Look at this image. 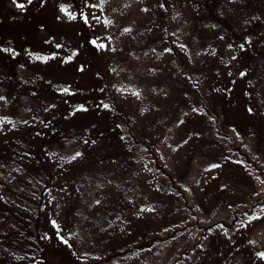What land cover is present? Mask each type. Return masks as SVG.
Segmentation results:
<instances>
[{"label":"rangeland","instance_id":"1","mask_svg":"<svg viewBox=\"0 0 264 264\" xmlns=\"http://www.w3.org/2000/svg\"><path fill=\"white\" fill-rule=\"evenodd\" d=\"M241 1L81 0L95 60L103 67L115 100L125 112L120 125L124 138H108L97 124L87 127L98 129L106 136L104 140L89 137L81 148L69 142L59 145L65 154L66 150L73 152L78 165L87 163L81 176L74 173L79 184L73 182L71 190L78 197L73 220L86 225V237L81 239L73 225L69 232L64 231L63 196L69 199L65 194L56 202V218L51 215L57 243L75 254L81 264H264V100L251 89L245 106L225 104L231 102L234 92L228 89L221 97L215 88L211 94L218 101L214 112L218 123L211 122L197 103L189 77L181 72L182 64L170 50L164 28L168 4L171 13L175 10L174 23L178 24L177 31L173 24V34L192 40L194 52L200 50V36H211L209 44L214 49L197 58L202 63L201 81L206 82L215 69L214 62L227 69L245 63L244 57L239 62L236 49L240 48L234 45L229 35L232 32L224 35L221 31L239 26L238 17L244 15ZM8 4L22 14L39 13L38 20L46 19V23L22 26L13 18L4 21L0 3V131L13 125L14 107L32 117L37 96L57 99L54 103L59 105L75 97L73 104L105 112L101 101L97 106L92 82L73 65L65 69L59 64L62 59L51 52L60 44L78 45L76 40L74 46L69 42L72 34L61 36L59 24L61 19L75 22L73 2L13 0ZM249 18L247 15L237 28L247 41ZM47 22L53 24L47 25L48 31ZM17 30L35 39L37 54L31 56L28 67L19 62L24 57L21 54V59L14 58L12 38L18 37ZM172 38L181 44L180 38ZM226 40L231 58L208 61L209 57H219L218 45ZM46 57L55 58L50 71H44L47 80L38 77L31 82L29 74L42 66ZM253 64V73L264 70L256 59ZM17 75L22 81L26 77L23 84L15 83ZM37 80L39 93L25 92L30 83L37 87ZM56 85L60 89H55ZM64 87L67 89L61 90ZM29 100L30 107L24 106ZM20 122L16 118V125ZM61 169L57 179L62 176ZM78 213H85V219ZM95 217L100 221L93 222ZM74 241L81 245L71 246Z\"/></svg>","mask_w":264,"mask_h":264},{"label":"trees","instance_id":"2","mask_svg":"<svg viewBox=\"0 0 264 264\" xmlns=\"http://www.w3.org/2000/svg\"><path fill=\"white\" fill-rule=\"evenodd\" d=\"M11 1L13 0H0L3 5L2 9L4 12L1 14L4 21L13 18L12 20L15 23L22 26H24L23 23H32L33 25L35 23L36 25L41 23L44 25L46 23V19L42 18L43 16L41 18L45 19L44 22L38 20L39 13L22 14L18 11V8L10 9L6 4ZM63 1L65 0H58L59 3ZM71 1L76 9L75 22L69 23L61 19L63 24L62 21L59 24H61V36L68 38L72 34V40H69V42H72V46H74L73 43L77 41L78 45L71 48L68 45L60 44V48L57 47L59 50L55 48L51 52H56L62 59V63L59 64H62L65 69L73 65L85 79L88 78V81L92 82L96 98L99 99L97 106H99L101 101L105 107L107 106L106 111L101 112V109L97 107L88 108L80 104H73L72 102L76 100L75 97L70 98L67 102L64 100L65 103L59 105L57 102L54 103L57 99H52L48 96H37L38 102L35 105L32 117H26L20 112L21 109L14 107L13 125L0 131V264H81L75 254L71 251H64L62 246L57 243L58 240L52 234L54 224L51 215L56 218V202L65 194L70 200L63 196L66 204L63 214V217L66 218L64 224L66 229L64 231L69 232L70 226L73 225L78 231V235L82 237L81 239L86 237L85 232H83L85 229L89 230L86 225H81V222L78 220L76 222V219L73 220L74 215H72V212L76 208L75 204L78 197L71 194V190L73 182L76 185L79 184L78 178L76 180L74 173L81 176L87 163L86 161L82 162L81 167L74 156H72L73 152L66 150L67 153L65 154L63 149L60 151L59 145L64 147L69 142L77 144L81 148L89 137L104 140L106 138L105 135H107L108 138L120 140V138L125 136L123 135L124 132H120L124 130L120 125L121 119H125V112L119 102L115 100L116 98L113 95L103 67L95 60L82 17L81 0ZM166 5L167 16L164 28L170 44V50L175 52L177 61L182 64V67L180 66V69L182 68L181 72L189 77V86L192 84L195 87L196 96L198 97L197 103L201 106L207 119L215 124L218 123V118L214 113L217 109L216 103L218 101L216 102L213 94H211V91L215 90V88L220 91L221 97L228 94L226 91L228 89L234 92L230 97L231 102L222 100V103L226 101L225 104L231 103L238 106L241 103L245 106L250 101L248 94L252 91L251 89L254 90V93L257 92L259 98L264 100V70L262 72L255 70L254 73L252 71V67H255L253 64L254 59L257 60L258 65L264 67V0H242L240 2L241 8L244 9V15L238 17L239 26L237 28L241 26L245 17L249 15V20L251 21L248 24L251 26L247 30L248 41L246 36L237 28L233 27L230 30L221 29L224 35L229 34V31L232 32L229 35H231L234 45L240 48L236 49L240 54L239 62L242 60L241 57H244L246 59L245 63L242 65L238 64L235 68L227 69L223 63L214 62L215 69L208 74L205 79L206 82L201 81L203 80V74H201L202 63L200 60L198 62L197 58L202 56L204 51L214 49L209 44L211 36L208 37L206 34L199 35L201 47L198 50L199 52H194L192 40H189L184 35L180 38L178 36L179 33L176 32L173 34V24L175 31H177L176 27L178 26V24L174 23L176 14L175 10L171 13L168 4ZM178 17L183 22L179 14ZM47 20H49V17H47ZM66 22L71 26L66 25ZM47 25L53 26L51 22H47L45 29L47 31ZM16 32L18 37L12 38L16 52L14 58L21 59L18 56L21 54L24 57L19 62L28 67V61L32 60V55L35 57V54H37L33 49L35 39L33 36H27L26 34L22 36V31L20 32V30ZM172 37L180 38L181 44L174 43L179 41H175ZM159 38L161 39V37ZM186 39L188 41L185 42ZM183 42L184 44H182ZM226 42L222 41L223 45H218L219 57L216 59L209 57L208 61H220L221 56L224 59L225 57L231 58L228 53V41L226 40ZM81 44H84L83 46L86 47V50L83 51L81 49ZM205 46L207 49H205ZM69 49L74 51L70 53L67 51ZM51 55L54 56L55 54L51 53ZM54 60L55 58L45 59L39 68L32 67L33 72L29 74L31 82H34L35 78L37 79L38 77L42 78V81H46L48 77L44 74V71H50L49 66ZM70 61L74 62L70 63ZM192 65L196 67L194 71L191 69ZM223 66L225 71H223ZM198 73L199 76L197 77ZM23 80L25 81L26 77H23ZM24 81L20 77L18 78V75L16 76V84L21 85ZM59 81L61 82V80ZM38 84L39 81L37 80V87L33 86L32 83L29 86L26 85L25 92L36 95L41 87V84H39V87ZM82 84L85 85V83ZM44 86L45 84H43ZM59 86L56 85L55 89H60ZM86 86L90 87L87 84ZM64 89H67V87L61 88V90ZM79 89L83 90L82 87ZM62 92L64 93V91ZM86 99L90 100V97L87 96ZM82 102L87 104V100ZM30 103V100L24 102L26 104L24 106L29 105L30 107ZM218 106L220 107L221 105ZM16 118L21 120L17 125L15 123ZM97 124L101 125L99 129L102 127L104 134H107L100 135L98 129L87 127ZM82 126L83 128H81ZM118 129L119 131L116 132L115 130ZM128 131L130 130L128 129ZM58 151L60 154H58ZM60 167L65 168L67 174ZM60 169L62 170V176L57 179L61 175L59 173ZM72 173L74 177L66 179L68 176L71 177L70 174ZM77 215L82 220L85 219V213H78ZM99 221L100 219L96 217L93 219L95 223ZM74 245L79 246L81 244L74 241L71 246Z\"/></svg>","mask_w":264,"mask_h":264},{"label":"snow or ice","instance_id":"3","mask_svg":"<svg viewBox=\"0 0 264 264\" xmlns=\"http://www.w3.org/2000/svg\"><path fill=\"white\" fill-rule=\"evenodd\" d=\"M29 2H31V0H29ZM18 7L23 8L24 5L23 4H18ZM45 59H47V58H45ZM77 155H79V153H77ZM213 167H216V166L214 165ZM53 223H55V222L53 221ZM65 243H67V241H65Z\"/></svg>","mask_w":264,"mask_h":264}]
</instances>
